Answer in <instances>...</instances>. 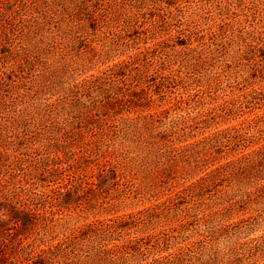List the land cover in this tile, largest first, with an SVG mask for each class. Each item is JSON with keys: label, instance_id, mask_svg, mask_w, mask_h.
Segmentation results:
<instances>
[{"label": "rangeland", "instance_id": "obj_1", "mask_svg": "<svg viewBox=\"0 0 264 264\" xmlns=\"http://www.w3.org/2000/svg\"><path fill=\"white\" fill-rule=\"evenodd\" d=\"M7 1L0 0V10ZM22 1L31 4L30 0ZM93 4L96 18L90 23L84 22L86 29L82 37L76 45L70 46L69 54L65 51V58L72 54L76 62L65 73L59 89L65 90L77 83H80L81 89L113 62L134 52L142 54V67L146 70H153L161 64L165 70L169 68L179 74L180 78L177 76L165 95L160 93V105L140 107L118 102L114 105L115 111L111 109L105 112H99L95 105L92 106L87 116L96 124L85 127L82 119L75 117L73 136L62 133L57 139L49 137L42 141L35 127L23 129L22 147L17 153L12 146H7L5 151L9 155L6 160L14 161L17 156L21 163L18 178L28 177V181L35 183L33 188L46 192L40 206L47 219L39 229L29 226L20 228L13 224L8 230L9 235L4 232L2 224L0 242L21 235V246L27 247V250H30L27 242L32 241L36 251L43 248L50 254L58 246L67 250L68 233L76 226L134 214L163 200L201 174L198 170L188 175H180L175 170L160 174L153 166L150 170L142 167L141 172L136 162L128 160L126 172L131 177L128 176L126 184L114 186L108 178L103 180V177L102 184H90L91 180L97 183L99 167L106 165L104 161L116 154L113 152V145H116L111 141L120 140L121 127L131 117L166 108L162 123L174 130L173 133L182 132L177 126L184 119L182 117L189 119L191 126L186 130L191 133L183 136L184 141L222 128L238 127L243 135L235 139L234 145H224L218 150L216 155L220 162L264 142V73L256 72L264 69V51L261 49V45H264V0H146L137 10L129 8L123 0H98ZM150 9L151 16L146 13ZM114 11L119 15L117 18ZM6 12L12 22V44L26 46L27 43L19 36L23 33L22 23L28 13L20 9L19 0H13ZM121 12L134 16L133 23L138 29L131 30ZM112 13L115 20L111 18ZM90 26L94 29H90ZM231 38L238 42L229 47L225 42ZM247 44H257L259 47L254 49L255 52H245L239 58L231 59L233 52L237 51L238 54L247 50ZM186 55L192 58L195 66L190 61L185 62ZM16 65L14 54L2 63L7 70H12ZM67 94L62 91L48 94L47 99L52 101L59 96L61 100H66L64 112L68 109L67 101L71 96H83L90 105L97 100L92 94ZM241 94L257 95L251 99L243 98ZM7 115L1 114L0 121L12 116ZM47 156L51 158L50 167L58 173L40 170V161ZM156 164L160 168L164 166L159 162ZM8 170L4 174H8ZM144 171L151 174L149 186L143 183ZM74 182L80 184V190L73 192L72 196H63L64 186ZM213 190L205 196L208 200L206 204L193 199L187 204L159 209L158 213L144 217L140 222L129 223L118 240L143 239L150 248L144 258L150 260L186 252L197 241L204 250L212 242V232L225 226L226 234L213 239V247L219 250V258L231 257L227 255L228 248L264 234V210H261L264 199L257 201L252 198L247 202L248 197L238 200L239 197L233 196V192L229 194ZM248 190H252V187ZM63 198L62 203L67 206L58 207ZM218 211L222 215H217ZM235 223L238 227L234 230ZM113 238H118L117 233ZM76 248H80L76 250L80 256L62 259L71 260L72 264H84V261L91 264V258L95 256H86L89 254L86 246L78 244ZM242 254L238 264L264 263V252L260 250L251 253L245 249ZM23 257L0 256V263L6 260L13 261V264H29L30 257ZM48 261V264H57L53 258Z\"/></svg>", "mask_w": 264, "mask_h": 264}, {"label": "trees", "instance_id": "obj_2", "mask_svg": "<svg viewBox=\"0 0 264 264\" xmlns=\"http://www.w3.org/2000/svg\"><path fill=\"white\" fill-rule=\"evenodd\" d=\"M12 1H7L0 10V26H3L0 28V115L12 114L10 119L7 115V119L0 121V225L3 224L2 228L7 235L13 224L20 228L29 226L39 229L47 219L40 206L46 192L33 188L35 183L28 181V177L18 178L21 163L18 162L17 156L14 161L6 160L9 155L5 151L7 146H12L16 152L22 147L23 129L35 127L40 132L42 141L49 137L57 139L63 135L62 133L73 136L75 117L82 119L85 127L96 124L87 116L92 106L95 105L99 112H105L111 109L115 111L114 105L118 102L140 107L160 105L162 103L160 95H165L167 88L177 80V76L179 77L172 69L165 70L161 64H158L159 69L156 66L153 70H146L142 67V54L134 52L113 62L81 89L80 83L72 84L65 90L59 89L65 73L76 62L72 54L68 58H65V54L66 52L69 54L70 46L76 45L82 37L86 29L84 22L90 23L96 18L92 6L98 0H30L31 4L19 0L20 9L28 13L22 23L23 33L19 36V39L27 43L26 46L12 44V22L6 12ZM123 2L132 10H137L143 6L141 4L146 3V0ZM151 10L146 12L147 15H152ZM114 15L116 18L119 16L116 11ZM120 15H124L122 17L131 30L138 29L133 23L134 16L125 12H121ZM111 18L115 20L113 13ZM90 27L94 29L93 26ZM237 42L231 38L225 45L232 47ZM247 45V50L238 54L237 51L233 52L231 59H237L245 52H255L254 49L259 47L257 44ZM261 46L264 51V45ZM13 54L16 56L17 65L12 70L4 69L3 60H7ZM191 59L186 55L185 62H191ZM256 72L263 74L264 69ZM61 91L68 93L67 95L92 94L97 100L93 99L94 102L90 105L83 96L77 98L71 96L67 101L68 109L64 112L66 100H61L59 96L52 101L47 99L48 94H59ZM255 95L257 94H241L243 98L251 99L255 98ZM165 112L166 108L158 109L126 120L121 127L120 140L111 141L116 145H113V152L116 154L104 161L106 165L99 167L100 178L97 179V183L92 180L89 183L102 184V181L108 178L114 186L122 185L124 182L126 184L130 175L126 172L128 160L136 162L140 170L142 167L150 170L153 166L160 174L175 170L179 171L180 175H188L198 170L201 174L195 180L183 184L173 194L134 214L76 226L68 233L70 237L66 243L67 250L58 246L54 247L55 250L50 251V254L43 248L36 251L32 245L34 241L27 242L30 245V250H27V247L21 246L23 236L19 235L0 242V256H24V259L29 256L31 259L29 264H48L49 258H53L57 264H72L71 260H64L62 257L80 256L76 252L80 250L76 248L80 244L86 246L89 252L86 256H95L91 258V264H238L245 249L251 253L256 250L264 252L262 234L228 248L227 255L231 257L219 258V250L213 247V239L226 234L225 226L212 232V242L204 250L197 241L195 244L192 243L195 246L191 245V249L186 252L174 256L153 257L150 260L144 258L150 248L143 239L118 240L122 230L129 227V223L140 222L144 217L158 213L159 209L169 208L175 204H187L193 199L206 204L208 200L205 196L212 189L229 194L233 192V196L239 197L238 200L248 197L245 200L247 202L252 198L257 201L264 199V142L247 152L230 159L226 157L220 162L216 155L218 150L224 145H234L235 139L243 135L238 127L222 128L200 138L184 141L183 136L191 133L186 130V127L190 129L191 126L188 123L189 119L182 117L184 118L182 122L177 123L178 129L182 132L176 134L167 125H163ZM50 161L51 158L48 156L43 157L40 161V170L58 173L50 167ZM160 161L164 165L161 168L156 164L158 162L161 164ZM8 168L13 170L9 171ZM7 170L8 174H4ZM150 175L149 172H145L142 177L143 183H147L148 186ZM79 187L78 182L64 186L63 196H72L73 192L80 190ZM249 187H252V190H248ZM63 200L64 198L58 207L67 206L62 203ZM261 204V210H264V204ZM213 213L216 214V211ZM217 215L222 214L218 211ZM234 227V230L237 229V223ZM116 233L118 238H113ZM0 264H13V261L5 260ZM84 264L87 263L84 261Z\"/></svg>", "mask_w": 264, "mask_h": 264}]
</instances>
